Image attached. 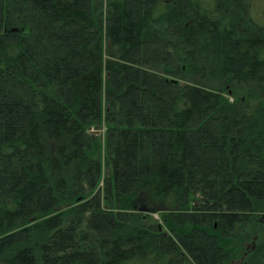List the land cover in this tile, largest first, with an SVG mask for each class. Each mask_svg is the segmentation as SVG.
<instances>
[{
  "label": "trees",
  "instance_id": "16d2710c",
  "mask_svg": "<svg viewBox=\"0 0 264 264\" xmlns=\"http://www.w3.org/2000/svg\"><path fill=\"white\" fill-rule=\"evenodd\" d=\"M237 263L264 264V0H0V264Z\"/></svg>",
  "mask_w": 264,
  "mask_h": 264
},
{
  "label": "rangeland",
  "instance_id": "374dc122",
  "mask_svg": "<svg viewBox=\"0 0 264 264\" xmlns=\"http://www.w3.org/2000/svg\"><path fill=\"white\" fill-rule=\"evenodd\" d=\"M229 100L233 101V98L232 97H228ZM98 131H95V133H97ZM155 218L157 219V216H155ZM238 264V263H237Z\"/></svg>",
  "mask_w": 264,
  "mask_h": 264
}]
</instances>
